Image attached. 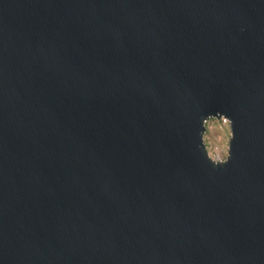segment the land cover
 Wrapping results in <instances>:
<instances>
[{"label": "water", "instance_id": "water-1", "mask_svg": "<svg viewBox=\"0 0 264 264\" xmlns=\"http://www.w3.org/2000/svg\"><path fill=\"white\" fill-rule=\"evenodd\" d=\"M0 264H264V0H0Z\"/></svg>", "mask_w": 264, "mask_h": 264}, {"label": "rangeland", "instance_id": "rangeland-1", "mask_svg": "<svg viewBox=\"0 0 264 264\" xmlns=\"http://www.w3.org/2000/svg\"><path fill=\"white\" fill-rule=\"evenodd\" d=\"M202 139L206 146H217L220 149H225L229 139L228 126H221L212 120L211 128L205 130Z\"/></svg>", "mask_w": 264, "mask_h": 264}, {"label": "built area", "instance_id": "built-area-1", "mask_svg": "<svg viewBox=\"0 0 264 264\" xmlns=\"http://www.w3.org/2000/svg\"><path fill=\"white\" fill-rule=\"evenodd\" d=\"M212 120H215L221 126H228V122L223 118H220L218 120L208 119L204 122L205 130H208L209 128H211ZM205 150H206L208 159L212 161L213 163H223L226 160L227 147L225 149H220L217 146H206L205 145Z\"/></svg>", "mask_w": 264, "mask_h": 264}]
</instances>
